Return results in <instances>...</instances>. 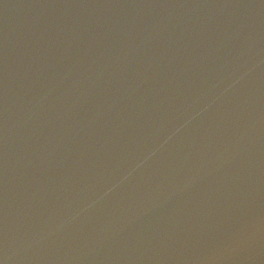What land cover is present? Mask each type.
<instances>
[{"label": "water", "instance_id": "95a60500", "mask_svg": "<svg viewBox=\"0 0 264 264\" xmlns=\"http://www.w3.org/2000/svg\"><path fill=\"white\" fill-rule=\"evenodd\" d=\"M0 264H264V0H0Z\"/></svg>", "mask_w": 264, "mask_h": 264}]
</instances>
